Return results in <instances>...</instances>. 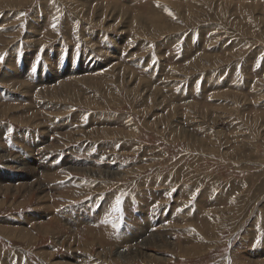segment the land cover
<instances>
[{"label": "rangeland", "instance_id": "374dc122", "mask_svg": "<svg viewBox=\"0 0 264 264\" xmlns=\"http://www.w3.org/2000/svg\"><path fill=\"white\" fill-rule=\"evenodd\" d=\"M0 22V264H264V0H0Z\"/></svg>", "mask_w": 264, "mask_h": 264}, {"label": "bare ground", "instance_id": "6f19581e", "mask_svg": "<svg viewBox=\"0 0 264 264\" xmlns=\"http://www.w3.org/2000/svg\"><path fill=\"white\" fill-rule=\"evenodd\" d=\"M59 1V0H58ZM72 1V0H71ZM102 1V0H101ZM66 2H67V0H66ZM69 2V1H68ZM22 3V2H21ZM171 5V4H170ZM113 10V9H112ZM99 12V11H98ZM116 12V11H115ZM103 13V12H102ZM85 14V13H84ZM96 14V13H95ZM99 14H101V13H99ZM119 14V13H118ZM100 16V15H99ZM98 16V17H99ZM105 18V17H104ZM109 18H111V17H109ZM115 18V17H114ZM5 20V19H4ZM86 20V19H85ZM137 20H139L138 18L135 20V21H137ZM21 21H23V20H21ZM89 22V21H88ZM137 22H139V21H137ZM1 23V22H0ZM140 23V22H139ZM157 23V22H156ZM107 28V27H106ZM155 28V27H154ZM12 30V29H11ZM43 32V31H42ZM123 32V31H122ZM137 32H139V31H137ZM83 35V34H82ZM156 35H158V34H156ZM150 36V35H149ZM151 36H152V34H151ZM125 37V36H124ZM148 37V36H147ZM150 38V37H149ZM13 39V38H12ZM93 45V44H92ZM7 46V45H6ZM3 58V57H2ZM62 92V91H61ZM83 92V91H82ZM43 95V94H42ZM49 95V94H48ZM51 95V94H50ZM67 95V94H66ZM87 95V94H86ZM54 96V95H53ZM52 96V97H53ZM43 98H44V96H43ZM63 98V97H62ZM55 99V98H54ZM68 100V99H67ZM58 101V100H57ZM70 104V103H69ZM170 106V105H169ZM65 129V128H64ZM104 130V129H103ZM83 131V130H82ZM105 132H107V131H105ZM97 134V133H96ZM77 135V134H76ZM104 136H105V134H103ZM63 137V136H62ZM66 137L68 138V139H72L73 137L71 136V135H66ZM114 137V136H113ZM78 138V137H77ZM85 138V137H84ZM117 138H119V137H117ZM75 141H77V139L75 140ZM204 154V153H203ZM70 168V167H69ZM68 168V169H69ZM84 170H86V169H84ZM88 171V170H87ZM61 173V172H60ZM92 173V172H91ZM94 173V172H93ZM130 173V172H129ZM104 173H102V175H103ZM116 174L117 173H113V174H110V173H106L105 174V178H113V177H115L116 176ZM101 175V174H100ZM97 176V175H96ZM95 176V177H96ZM32 184V183H31ZM72 185V184H71ZM214 185V184H213ZM34 186V185H33ZM32 186V187H33ZM73 186V185H72ZM11 188V187H10ZM30 189H32V188H30ZM33 189H34V187H33ZM8 190V189H7ZM12 190V189H11ZM28 190V189H27ZM38 190V189H37ZM45 190V189H44ZM77 191H79V190H77ZM7 192V191H6ZM10 192V191H9ZM43 192V191H42ZM41 192V193H42ZM80 192V191H79ZM79 192H78V194H79ZM4 194V193H3ZM82 194V193H81ZM83 195V194H82ZM66 198H68V199H70L69 197H67L66 196ZM42 202H43V204L42 205H44L46 208H49V206L50 205H45L46 204V202H47V200L45 201V199H43L42 198ZM48 202H49V200H48ZM239 202V201H238ZM241 203V202H240ZM235 205V204H234ZM50 208H53V205H51L50 206ZM145 209V208H144ZM143 209V210H144ZM229 209V208H228ZM221 211V210H220ZM232 211V210H231ZM224 214V213H223ZM60 217V216H59ZM220 217V216H219ZM232 217V216H231ZM27 219V218H26ZM180 221V220H179ZM80 222V221H79ZM60 223V222H59ZM84 224V223H83ZM80 225V224H79ZM36 228H37V231L39 232V233H42V234H49V232L47 231V230H44V229H42L40 226H35ZM36 228H34V229H36ZM213 228H211L210 229V231H209V233L212 231V233H211V235H213V239L217 236V233L219 232L217 229H213ZM24 230V229H23ZM199 230V229H198ZM4 233L6 236H9V233H6L5 232V230L4 231H2V229H1V233ZM10 232V231H9ZM136 232V231H135ZM195 234V233H194ZM35 235V234H34ZM90 236L92 235L91 233L89 234ZM139 235V234H138ZM201 235H202V237H204V239H206L207 238V236H205V235H203V233L201 232ZM21 238L23 237L24 238V240H26V239H28V238H30V239H32L31 241H33L34 240V238H32V237H30V234H29V232L27 231V230H25L23 233H21ZM195 236V235H194ZM103 237H104V234H102L101 232H98L97 233V235H93V239H94V241H95V239H97L96 240V242L97 241H100L101 239H103ZM130 237V236H129ZM199 238V240H201V239H203V238ZM218 237V236H217ZM15 238H16V235H15ZM75 238V237H74ZM70 239H73V237L72 236H69V240ZM86 240H87V237L85 238ZM196 239V238H195ZM209 239V238H208ZM21 240V239H20ZM160 240V239H159ZM193 240V239H192ZM88 241V240H87ZM141 241V240H140ZM161 241V240H160ZM99 243H102V242H99ZM161 243V242H160ZM31 244V243H30ZM86 244H89L88 242L86 243ZM205 243H203L202 245H201V248L200 249H197V248H189L188 249V254H192V255H195L194 253H197V252H200V251H204V252H206L205 251V249L208 247H206L205 245H204ZM208 245V244H207ZM80 246H81V244H80ZM79 247V246H78ZM86 247V246H85ZM167 247H168V244H167ZM136 249H137V247H136ZM185 249H187V248H185ZM211 249V248H210ZM106 250V249H105ZM183 250V249H182ZM119 251V250H118ZM136 251V250H135ZM184 251H186V250H184ZM193 252V253H189V252ZM106 253V252H105ZM203 253V252H202ZM197 255V254H196ZM199 255V254H198ZM98 258H101V259H105V257H103V254H101V253H99L98 255ZM244 256V258H246V259H250V258H248L247 256H246V253L245 254H243L242 255V257ZM138 257H141V254H140V251H137V258ZM143 257H145L144 259L147 261L148 260V257H149V255L148 256H146V255H142V258ZM241 257V258H242ZM131 258H133L132 256H129V254H125V253H123V252H121V250L118 252V254H117V257H116V259H115V261L114 262H118V259H121V260H123V261H126V260H131ZM156 258V257H155ZM150 261L152 260V261H154V262H158V258H156V259H149ZM156 260V261H155ZM236 260H237V258H236ZM239 260V259H238ZM243 260V259H242ZM145 262V261H144ZM243 262H244V260L242 261V264H243Z\"/></svg>", "mask_w": 264, "mask_h": 264}, {"label": "crops", "instance_id": "0c3cea01", "mask_svg": "<svg viewBox=\"0 0 264 264\" xmlns=\"http://www.w3.org/2000/svg\"><path fill=\"white\" fill-rule=\"evenodd\" d=\"M66 186H69V185L65 184V186H61V184H59V185H58V189L65 188ZM61 197H62V196L60 195V200H58V201H56V200H55V202H54V203H57V202L61 203V202H62V199H61ZM37 213H38V212H37Z\"/></svg>", "mask_w": 264, "mask_h": 264}]
</instances>
